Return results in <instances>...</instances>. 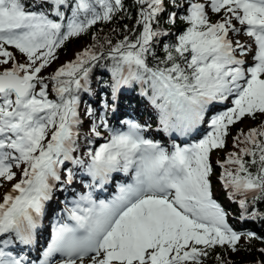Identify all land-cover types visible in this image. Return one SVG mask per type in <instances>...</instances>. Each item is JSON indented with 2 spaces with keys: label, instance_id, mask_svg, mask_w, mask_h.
I'll list each match as a JSON object with an SVG mask.
<instances>
[{
  "label": "rangeland",
  "instance_id": "rangeland-1",
  "mask_svg": "<svg viewBox=\"0 0 264 264\" xmlns=\"http://www.w3.org/2000/svg\"><path fill=\"white\" fill-rule=\"evenodd\" d=\"M112 1L117 3L120 0ZM168 2L165 6L168 5ZM189 2H192L193 5L196 4L193 7L196 10L193 11L195 17L200 16L199 18L205 19V25H207L203 26L206 29H198L190 38L193 43L189 47L190 49L186 51L191 54L190 61L194 62V66L197 67L198 71L203 72L201 79L211 83L214 90L215 88L222 90L227 86L231 91L230 96L232 97L223 98L226 104L225 109L217 114L214 112L215 115L209 116V118H212L208 121L212 129L206 136L199 139L200 150L195 148L191 149L188 154H183L184 150L174 144L171 149H168V147L156 148L158 155L156 152L152 159L157 162V172L162 177H165L168 182H171L168 191L160 186L158 195H171L170 207L159 212L153 210L146 221H141L136 225L131 224L125 234H121L119 230L115 234L114 244L109 250L110 255L108 257L103 255L97 260L87 261L83 264H102L104 262L109 264H146L149 255H155L159 264H192L195 261L193 257L194 247L205 246L212 241H217L219 237L223 236L219 231L231 232L230 227L226 224L225 214L217 207L214 201V192L213 188L211 191L210 179L213 181L217 194L220 189H223V186L218 177L213 172H209V169L203 163V158L204 156L207 158L213 149L217 152L213 160L216 162L220 161L219 151H226L225 146L230 142L232 136L230 134L229 137L227 131L224 132L225 136H220L225 125H235L245 130L264 121V67L261 69L254 67V59H257V56L252 51L257 50V45L253 46L252 49L248 46L244 47L246 50L236 49V57L245 58L246 64L242 68L243 73H249L243 79H240V83L243 86L241 91H236L230 78L232 68L226 65L227 62L219 54L215 39L220 29L223 28L222 24L227 25L229 31L235 25L242 29L240 31L241 34L246 31L244 29H247L248 26V14L244 13L243 7L238 5L237 0H190ZM183 4L184 9L178 12V15L168 11L164 13V17L169 21L181 18L191 20L189 15L192 7L188 6L187 0H183ZM70 6L71 17L63 29L54 25L51 20H47L39 12L25 11L23 8L13 5L12 0L6 2L0 9L1 18L5 20L2 21L0 18V27L3 25L5 27L4 37L0 36V40L20 48L23 53L27 54L26 57L21 58L18 62L9 60L5 56L0 57V71L14 70L17 63V67L23 73L36 74L37 78L32 98H34L33 111L38 117H27L19 125L6 123L5 128H0V136L1 134H12L14 132L16 134L18 128L22 129L15 137L17 149L18 146L23 147L18 149L19 151H22L25 147L28 149L33 143L36 144L42 136L44 139L48 138L57 126L56 117L60 115L59 110L55 109L54 117L51 119H43L47 111L50 108L53 109L52 106L55 100V97L48 92V89L53 84L52 73L57 71L62 63H69L79 57L85 47V42L82 41L79 45L64 50V48H61V43L65 39L78 38L84 26L98 21H108L110 17V0H78L77 3L73 2ZM240 15L242 16L241 22L236 23L235 21ZM21 18L23 22L19 24ZM24 26H31L32 30L22 29L18 33H14L16 28H23ZM42 30L44 34L42 32L39 33ZM235 36H239V31L230 34L233 45ZM253 39V37H249L246 40L248 41L247 44H249V40ZM190 40L181 37L179 38V43L188 45ZM195 51L196 53H194ZM263 52L255 53L260 55ZM256 74H258L260 82L258 81V84L251 83L250 80ZM238 75L236 74V76ZM166 87L173 90L170 86ZM173 93L178 101H184L185 103L186 100H184L183 96L176 91ZM251 93L255 96L257 106L248 102L246 105L248 107L247 110H238L241 103L240 100L245 99ZM240 95L242 98L238 97ZM6 99H0V113L5 109V105L13 100L11 96L9 98L6 97ZM196 100L197 98L192 102L195 106H198L199 103ZM234 106L235 108H233ZM188 108L190 109L189 105ZM164 115L165 118L170 116L166 112H164ZM71 116L83 119V127L89 132H93L91 128L93 121L90 123L88 116H85L83 111L72 110ZM182 117L184 118L183 115ZM102 120L100 114L99 118L97 116L94 122L97 123ZM187 121L189 120L187 119ZM200 122H202V119ZM72 123H74V120ZM71 127L73 126L71 125ZM134 132L140 138L143 137L135 127ZM72 133L67 134L64 130L61 132L57 142L47 148V154L42 166H47L49 158L50 163L61 160L58 147L63 145L61 140L70 139ZM117 137L123 143L130 141L125 133H118ZM219 142L222 143L221 147ZM70 147L71 145L69 144L64 152V155L69 158H71V154H69ZM124 147V144H119V149L117 150L115 145L112 146V144L106 142L102 143L94 149V162L103 163L114 159L115 155L119 156V154L124 156ZM82 168L85 167L82 166ZM68 171L69 169L66 170L67 175H71ZM86 171L89 174L90 168H87ZM78 177L80 179L76 178L74 183L80 182L83 178L82 175ZM11 193L12 191L6 196ZM175 197H180L181 201H176ZM164 201L162 200V202ZM229 235V241L232 245L239 247L244 244L243 234L231 232ZM170 259H173L171 263H169Z\"/></svg>",
  "mask_w": 264,
  "mask_h": 264
},
{
  "label": "trees",
  "instance_id": "trees-1",
  "mask_svg": "<svg viewBox=\"0 0 264 264\" xmlns=\"http://www.w3.org/2000/svg\"><path fill=\"white\" fill-rule=\"evenodd\" d=\"M72 2L77 0H52L46 5L38 0H16L18 6L47 12L48 18L60 25L63 22L61 17L66 20L69 16ZM161 2L163 0H120L117 4L111 1L114 14L108 21L85 26L78 38L63 43L61 48L64 50L82 41L85 47L70 66L62 63L59 70L52 73L55 78L48 90L55 97L53 107L59 110L60 115L48 144L54 142L68 121L72 108L93 106L91 99H96L94 102L102 105L103 98L107 101L109 97L112 98L111 94L118 85H122L124 92L129 93L125 101H122L121 108H129V113L139 120L145 132L152 138L156 135L161 137L162 142L164 138L156 129L159 120H162L161 113L152 108L151 118L149 106H145V100L137 96L138 84L148 85L152 100L160 109L166 107L160 95L161 82L169 83L188 98L198 93L210 94L208 83L201 79L202 71L194 69V63L189 61L191 54L186 52L193 43L190 38L191 32L196 30H192L195 23L183 18L169 21L164 17L168 11L178 15L184 9L183 0H170L167 6L162 7ZM181 37L190 40L188 45L179 43ZM0 52L16 61L22 58L19 49L3 46ZM58 76H65V79ZM71 76L79 77L76 80L68 79ZM32 100L31 96H27L24 101L15 102L13 114L17 118L28 113L35 117L30 109ZM54 112H50L49 117L54 116ZM105 115L110 117V108H107ZM172 123L179 128L180 133L185 132L184 123L179 118ZM94 127L102 132L100 125ZM226 131L229 137L232 134L230 142L225 146L226 151H219L221 159L216 162L213 158L217 152L213 150L206 167L230 189L227 192L220 189L217 194L210 179L214 201L226 215L231 232L244 235V244L239 247L232 245L226 236L225 241L218 239L208 245L194 247L195 261L192 264H264V121L250 129L244 130L234 125L226 127ZM74 139L73 154L76 161L81 154L90 156L91 150L101 141L97 134H89L82 123ZM46 144L40 141V145ZM40 145L25 156L15 154L13 158L11 150L5 149L9 165L0 175V203L13 184L23 181L32 167L41 160L46 149Z\"/></svg>",
  "mask_w": 264,
  "mask_h": 264
},
{
  "label": "bare ground",
  "instance_id": "bare-ground-1",
  "mask_svg": "<svg viewBox=\"0 0 264 264\" xmlns=\"http://www.w3.org/2000/svg\"><path fill=\"white\" fill-rule=\"evenodd\" d=\"M241 19H242V16L240 15L237 18V21H235V22L236 23H238L239 21L241 22ZM235 31H239V36L234 37V45H235L236 49L246 50V49H244L245 46H248L250 49H252V47L256 46V45H257V51H261L263 49V43L259 40H256V39L249 40V44H247L248 41H246V40H248L249 36L247 35L246 31H243L241 34L240 31H242V29L240 27H238V25H235L233 28L230 29V31H228L229 38H230V34H233ZM246 37H248V38H246ZM58 148H59V150H61L62 147L60 146ZM110 174H111V171L109 172V175ZM80 187H81V183H78V184H75L72 189H79ZM22 201L27 203V204H32V205L34 204L32 197L30 195H28L27 193L23 195ZM103 213H106V210H104ZM62 216H64V215L62 214ZM32 229L36 230L35 226ZM22 242H24V241L22 240ZM6 251H7V253H3V254L0 253V263H7L8 260L11 259V256H14V254H15L14 250H11V249L9 250V249H7L6 246H3V248H1V252H6Z\"/></svg>",
  "mask_w": 264,
  "mask_h": 264
},
{
  "label": "water",
  "instance_id": "water-1",
  "mask_svg": "<svg viewBox=\"0 0 264 264\" xmlns=\"http://www.w3.org/2000/svg\"><path fill=\"white\" fill-rule=\"evenodd\" d=\"M32 84V80L25 79L21 74L15 72H0V94L10 91L12 95L21 100Z\"/></svg>",
  "mask_w": 264,
  "mask_h": 264
}]
</instances>
